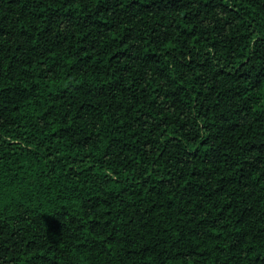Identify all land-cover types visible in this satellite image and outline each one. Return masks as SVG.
Returning a JSON list of instances; mask_svg holds the SVG:
<instances>
[{
    "label": "trees",
    "instance_id": "1",
    "mask_svg": "<svg viewBox=\"0 0 264 264\" xmlns=\"http://www.w3.org/2000/svg\"><path fill=\"white\" fill-rule=\"evenodd\" d=\"M0 264H264V0H0Z\"/></svg>",
    "mask_w": 264,
    "mask_h": 264
}]
</instances>
